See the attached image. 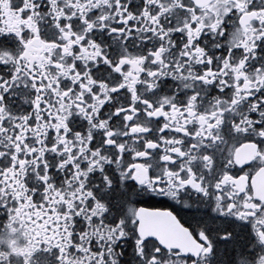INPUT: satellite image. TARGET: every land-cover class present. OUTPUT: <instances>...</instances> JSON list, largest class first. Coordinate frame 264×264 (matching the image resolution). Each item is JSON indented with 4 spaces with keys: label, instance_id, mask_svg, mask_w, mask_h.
I'll use <instances>...</instances> for the list:
<instances>
[{
    "label": "snow or ice",
    "instance_id": "obj_1",
    "mask_svg": "<svg viewBox=\"0 0 264 264\" xmlns=\"http://www.w3.org/2000/svg\"><path fill=\"white\" fill-rule=\"evenodd\" d=\"M0 264H264V0H0Z\"/></svg>",
    "mask_w": 264,
    "mask_h": 264
}]
</instances>
